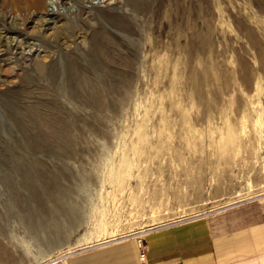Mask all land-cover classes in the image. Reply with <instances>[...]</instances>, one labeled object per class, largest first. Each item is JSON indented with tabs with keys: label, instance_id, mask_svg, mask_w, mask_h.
I'll return each mask as SVG.
<instances>
[{
	"label": "rangeland",
	"instance_id": "374dc122",
	"mask_svg": "<svg viewBox=\"0 0 264 264\" xmlns=\"http://www.w3.org/2000/svg\"><path fill=\"white\" fill-rule=\"evenodd\" d=\"M246 203L264 0H0V264H79Z\"/></svg>",
	"mask_w": 264,
	"mask_h": 264
},
{
	"label": "crops",
	"instance_id": "0c3cea01",
	"mask_svg": "<svg viewBox=\"0 0 264 264\" xmlns=\"http://www.w3.org/2000/svg\"><path fill=\"white\" fill-rule=\"evenodd\" d=\"M142 240L143 260L139 241L126 239L83 252L79 264H264V204L157 227Z\"/></svg>",
	"mask_w": 264,
	"mask_h": 264
},
{
	"label": "built area",
	"instance_id": "2783aa9c",
	"mask_svg": "<svg viewBox=\"0 0 264 264\" xmlns=\"http://www.w3.org/2000/svg\"><path fill=\"white\" fill-rule=\"evenodd\" d=\"M138 241L140 243V245H138V248L140 249V251H139V258L140 259H144L145 258L146 251H145V247L143 245V240L142 239H139Z\"/></svg>",
	"mask_w": 264,
	"mask_h": 264
},
{
	"label": "bare ground",
	"instance_id": "6f19581e",
	"mask_svg": "<svg viewBox=\"0 0 264 264\" xmlns=\"http://www.w3.org/2000/svg\"><path fill=\"white\" fill-rule=\"evenodd\" d=\"M45 0H30L31 4L34 6V7H40L41 5H43ZM54 133V132H52ZM56 136V134H54ZM57 137V136H56ZM31 186V185H30ZM31 188V187H30ZM140 235V234H139ZM140 244V243H139ZM140 260H143V259H140ZM53 264V263H52Z\"/></svg>",
	"mask_w": 264,
	"mask_h": 264
}]
</instances>
